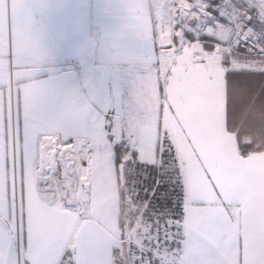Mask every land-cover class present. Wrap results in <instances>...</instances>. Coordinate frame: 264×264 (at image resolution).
<instances>
[{"label": "snow or ice", "instance_id": "obj_1", "mask_svg": "<svg viewBox=\"0 0 264 264\" xmlns=\"http://www.w3.org/2000/svg\"><path fill=\"white\" fill-rule=\"evenodd\" d=\"M122 7L133 101L107 110L49 92L0 7V264H264V142L236 105L264 95V0Z\"/></svg>", "mask_w": 264, "mask_h": 264}, {"label": "crops", "instance_id": "obj_2", "mask_svg": "<svg viewBox=\"0 0 264 264\" xmlns=\"http://www.w3.org/2000/svg\"><path fill=\"white\" fill-rule=\"evenodd\" d=\"M114 0H0V7L37 30V77L51 93L86 90L94 109H120L133 101L127 56L137 48L126 11ZM85 85L87 88L85 89Z\"/></svg>", "mask_w": 264, "mask_h": 264}, {"label": "trees", "instance_id": "obj_3", "mask_svg": "<svg viewBox=\"0 0 264 264\" xmlns=\"http://www.w3.org/2000/svg\"><path fill=\"white\" fill-rule=\"evenodd\" d=\"M259 80L260 77H256L252 81L241 83L236 96L238 126L243 132L250 134L248 151L256 150L264 142V95H260ZM248 89H252L251 95L247 94ZM241 141H244L243 136Z\"/></svg>", "mask_w": 264, "mask_h": 264}, {"label": "rangeland", "instance_id": "obj_4", "mask_svg": "<svg viewBox=\"0 0 264 264\" xmlns=\"http://www.w3.org/2000/svg\"><path fill=\"white\" fill-rule=\"evenodd\" d=\"M112 1H113V0H112ZM118 1H119V0H114V2H116V3H119Z\"/></svg>", "mask_w": 264, "mask_h": 264}]
</instances>
